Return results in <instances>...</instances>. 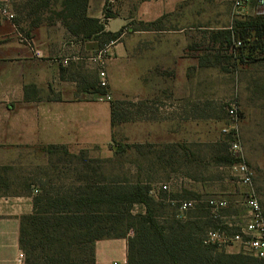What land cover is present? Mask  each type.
<instances>
[{
  "label": "rangeland",
  "instance_id": "rangeland-1",
  "mask_svg": "<svg viewBox=\"0 0 264 264\" xmlns=\"http://www.w3.org/2000/svg\"><path fill=\"white\" fill-rule=\"evenodd\" d=\"M90 1L93 12L101 11L103 23L109 22V26L116 31L124 24L125 29L119 39L99 46L101 39L105 37L102 33L98 36L68 33L59 40L62 43L66 41L79 44L88 43L91 48L87 52V57H92L103 49L101 58H106L103 70L106 71L109 63L108 66L117 79H119L118 65L123 64L127 67L126 85L124 83L122 86V82L118 84L123 88L125 96L117 99L119 104L116 117L135 118L138 115L146 117L154 112L153 103H131L130 45L132 34L140 30L142 23L155 21L154 27H158L159 30L149 31H155L160 36H169L176 52L182 51L179 48L180 43L182 44V41L186 39L188 42L187 56L196 54L203 62L214 63L215 67L202 69L201 75L197 77L198 79L201 77V81L196 83V87H201L204 99L209 100V104L211 103L210 105L216 111L219 109L222 112L224 124L208 121L203 125L204 140L212 141L205 142L201 146L188 145L189 154L186 155L190 161L184 167L182 164L179 166L178 161V155L182 151L164 149V146L143 145L141 148L131 146L121 154L114 156L110 149L113 142L131 145V137L135 129L130 121L124 124L114 123L112 140L106 146L91 148L90 152L80 150L75 153L84 157L110 159L105 162L91 163V169L83 168L76 163H68L72 158L59 150L47 152L36 147L0 146V192L15 194L34 190L43 181L49 182L46 188L58 186L61 189H68L82 184L80 183L82 181H76L79 178L81 180L87 178L91 182L116 180L122 183L142 180L152 189L151 196L174 193L182 200H191L193 206L188 212L200 216L199 221L205 222L201 225V230L214 228L215 225L224 221L236 223L237 226L233 227V231L238 230L245 219L243 198L250 189L253 190L264 212V53L254 51L247 57L235 59L234 56L231 57L229 43L225 42L222 37L215 38L217 32L221 33L227 29L233 31L234 39L238 37L239 31L254 32L256 26L264 23V3L260 4L257 0H252L248 5L249 8L244 6L234 9L232 0ZM58 3L56 6L50 3L48 9L38 13L32 11L34 4L28 3V0H15L13 5L7 4V7L14 19L22 20L18 24V28L21 29L20 34L30 41L32 37L41 36L39 32H36L39 23L41 26L56 20L64 27L55 14L60 10ZM104 11L110 13L112 17L105 19ZM36 17H39L37 25L33 24ZM235 21L241 23L238 28L235 26ZM73 27L81 29L75 25ZM120 42L124 44L127 55L118 60L115 59L112 47ZM83 62L89 64L85 60ZM85 68L88 73L85 70L83 75L76 76L80 87L92 84L99 66L91 62V68ZM167 75L171 76L168 77L171 80L170 88H178L177 73L171 69ZM189 85L194 88L193 82H189ZM102 99L112 100L105 96ZM230 103L236 105L239 113L237 128L242 150L240 158L253 170L251 188L237 183L230 166L216 164L212 160L215 154H225L216 149H221L219 143L223 140L222 128L228 124L226 106ZM178 169L181 173L184 171L185 175H176ZM162 184L167 185L168 193L161 191ZM33 194L36 193L33 192ZM212 197L224 198L228 201L227 207L219 212L216 222L210 217L211 209L205 206L208 198ZM143 208L141 205H134L133 212H143ZM171 214L173 212L170 209H164L165 218H169ZM223 249L228 250L230 256H236L232 258L234 261L232 264H255L254 257L237 250V244Z\"/></svg>",
  "mask_w": 264,
  "mask_h": 264
},
{
  "label": "crops",
  "instance_id": "crops-1",
  "mask_svg": "<svg viewBox=\"0 0 264 264\" xmlns=\"http://www.w3.org/2000/svg\"><path fill=\"white\" fill-rule=\"evenodd\" d=\"M13 1L0 0L10 6ZM91 4L88 0L86 16L103 22L101 11L93 12ZM19 22L16 25L0 14V146L64 145L72 153L106 146L112 140L109 101L91 89L80 87L76 80V76L84 74L85 67L91 68V62L87 61L91 46L85 42L62 43L59 38L69 32L56 20L41 26L36 24V32L41 36L29 41L20 34ZM103 25L105 31H116L109 22ZM131 37L130 97L133 103H153L155 108L152 115H139L130 121L137 130L130 143L181 147L201 146L212 141L204 140L203 125L208 121L224 124L223 115L204 99L202 88H197L196 83L201 81V77H197L202 69L214 65L201 63L199 55L187 56L186 39L180 43L182 51L176 52L169 36L157 35L155 31L136 30ZM112 48L115 59L121 60L127 55L122 42ZM64 59H67L66 64ZM105 61L106 58L102 69ZM108 65L105 71L107 92L110 99L117 100L125 96L118 84L126 85L127 67L118 65L117 79ZM171 69L178 75V88H170L168 77L171 76L167 74ZM189 82L194 83V88ZM92 83L98 84V72ZM178 161L179 166L184 167L187 158L183 152L178 155ZM175 174L183 175L184 171L181 173L178 169ZM34 191L0 192V264H17L21 251L20 218L32 213ZM192 253L196 258V248ZM217 253L216 249L210 251L208 264L215 263ZM126 259L125 238L95 241L94 264H126ZM23 264H26L25 257Z\"/></svg>",
  "mask_w": 264,
  "mask_h": 264
},
{
  "label": "trees",
  "instance_id": "trees-1",
  "mask_svg": "<svg viewBox=\"0 0 264 264\" xmlns=\"http://www.w3.org/2000/svg\"><path fill=\"white\" fill-rule=\"evenodd\" d=\"M28 3L34 4L32 11L36 13L48 9L50 3L53 6L58 3L60 10L55 14L67 31L83 36H98L102 33L105 37L101 39L99 46L118 40L125 29L122 26L115 32L105 31L103 22L98 18L86 16L88 0H28ZM103 17L106 19L112 15L104 11ZM38 20L39 17H36L33 24L36 25ZM12 21L17 25L21 19L13 18ZM234 23L237 28L241 25L237 21ZM154 24L155 21L142 23L140 30H159ZM74 25L81 29H76ZM221 33L217 32L215 38L222 37L229 43L231 57L234 56L235 59L247 57L254 51L264 53V23L256 26L254 32L239 31L236 39L233 38L231 29ZM237 42H240V45ZM211 64L214 65L212 62ZM97 85L92 83L83 87L103 96L108 95L106 87L101 88L98 85L99 88ZM131 103L133 104L132 101ZM118 104L117 100L109 101L111 127L115 122L124 123L133 119L116 117ZM222 139L219 143L221 149L216 150L225 154H215L212 160L216 164L231 166L240 159L229 150L230 138L223 136ZM143 145L162 147L113 142L110 149L115 156L131 146L141 148ZM163 146L164 149L170 148L173 151L180 150L185 155L189 154L188 145ZM38 148L47 152L62 151L72 158L68 163H76L87 169L92 168L91 163L110 160L84 157L68 151L64 145H46ZM186 158L187 162L190 161L187 155ZM76 181H82V184L68 189L58 186L46 188L49 182L43 181L35 189L36 194L32 195V213L20 218L18 242L26 264H94L95 241L110 238L127 240L126 264H208L210 251L215 249L218 253L213 264L234 262L232 258L236 256L224 253L223 248L214 244L204 243L205 233L209 229L201 230V225L205 222L199 221L200 216L188 212L189 209L184 212L178 210V202L182 199L176 194L151 196L152 189L142 180L122 183L116 180L91 182L87 178H79ZM160 189L163 193H168L166 189ZM134 205L143 206L144 211L133 212ZM205 206L208 207L207 204ZM164 209H170L173 214L165 218ZM210 217L215 222L218 221L212 212ZM194 248L197 250L196 258L192 253ZM253 259L255 264H264V260Z\"/></svg>",
  "mask_w": 264,
  "mask_h": 264
},
{
  "label": "built area",
  "instance_id": "built-area-1",
  "mask_svg": "<svg viewBox=\"0 0 264 264\" xmlns=\"http://www.w3.org/2000/svg\"><path fill=\"white\" fill-rule=\"evenodd\" d=\"M251 2L252 0H232V6L234 9H238ZM257 2L263 4L264 0H257ZM0 14L8 19H13V14L8 10L7 5L1 2ZM237 44L240 45V42H237ZM101 56L102 50L96 55L88 57L87 61L95 62L99 66L98 85L101 88H105L108 83L105 71L102 69L103 58H101ZM63 63L66 64L67 59H64ZM105 97L110 98L109 95H105ZM226 113L228 116V124L222 128L223 136H228L230 138L229 150L233 155L240 159L238 162L230 166L231 173L237 183L251 188L254 176L253 170L240 158L242 150L237 128L239 113L236 105L233 103L227 105ZM161 187L162 189H167L166 184H162ZM178 203V210L180 212H184L193 206L191 200H182ZM227 203L228 201L226 199L219 197L208 198L206 201L207 206L211 209L215 218L218 217L219 212L222 209L227 207ZM243 205L245 208V219L241 227L239 226L238 230L233 231V227L237 226L236 223L232 224L230 221H224L217 227L211 228L205 233L204 243L214 244L219 248H227L237 244V250L241 251V253L264 260V213L262 206L252 189L244 195ZM23 260L24 254L20 251L17 256V264H23Z\"/></svg>",
  "mask_w": 264,
  "mask_h": 264
}]
</instances>
